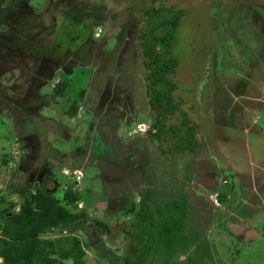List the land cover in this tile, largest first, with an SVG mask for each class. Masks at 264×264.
<instances>
[{"label": "rangeland", "instance_id": "rangeland-1", "mask_svg": "<svg viewBox=\"0 0 264 264\" xmlns=\"http://www.w3.org/2000/svg\"><path fill=\"white\" fill-rule=\"evenodd\" d=\"M0 1H3L0 5V38L10 39L0 46V54L4 60L7 59L6 63H0L2 87L10 88L15 83L25 87L23 81L26 82L28 77L23 71L38 67L43 57L49 59L53 54L50 46L55 43V36L49 33L50 30L55 29L59 40L57 45H60L69 39L67 34L71 28H78L77 31L81 32L83 26L92 27L91 35L86 37L87 43L82 45L84 53L78 56L80 64L71 61L67 65L70 75L61 76L68 83L65 90H61L63 94H57V86L55 89L49 87L50 91L54 90V102L44 103L38 111L40 116L49 119V122H45L48 129L59 124L66 127L70 125L74 131L78 128V132L73 135L69 129L60 127L58 137L52 140L53 148L60 153L68 151L70 147L69 143L64 144L60 139L66 132L72 138L71 150L74 151L77 147L82 152L89 151V147L97 142L106 150H111V145L129 148H122L121 153L111 151L105 153V157H99L96 155L102 151L92 147L91 157L96 161L90 163L89 151L87 164L76 172L78 185L74 187V180L67 176L58 178L62 185L68 188L73 186L75 191L69 190L70 193H78L80 199H85L84 193L78 189H90L93 186V191L97 194H103L104 191L109 198L124 191L131 193L137 200L141 197L136 191L149 188L153 204H160L176 199L179 193L187 192V208L191 213L184 219L183 226L187 227L193 218L190 226L195 232L194 244H199V250L195 252L192 246L180 248L174 244V251L170 255L171 252L160 247V251L154 255L151 253L145 264H264V178L257 180L254 185L245 180L251 176L252 164L258 163V151L264 157V147H261L264 145V0H75L71 4L69 0H60L55 6L56 15L45 8L41 0L38 3L40 8L37 6L29 10L31 15L24 12L31 0ZM4 1L9 3L6 6L11 7V11L3 9ZM158 7L176 13L174 17L170 14V19L172 17L178 26L171 51L179 65L172 78L173 83H170L174 87L169 97L173 105L178 104L179 110L172 116L167 115L165 125H178L182 132L195 126L194 151L187 149L179 152L173 147L178 143L175 139L157 141L150 137L156 112L148 106L138 36L143 24L141 11ZM14 8L27 20L24 16L21 20H15L10 14L20 13H16ZM128 9L132 16L131 13L128 15ZM105 12L108 15L126 12V17H129L115 24L102 17ZM36 14H43L46 18L54 14L57 18L43 26L38 18L35 22ZM66 17L74 24L71 28ZM29 18H32V22ZM58 24L60 29L57 30ZM119 24L121 30L116 31L115 27ZM18 33L24 36L20 34V37ZM115 38L117 43L113 42ZM66 50H57L53 60L60 65V70L64 68L66 55H70ZM161 50V47L155 49L156 52ZM86 55L94 56L100 62L99 69L104 70V75L97 76L96 81L101 84L90 85L93 76L90 71L80 73L79 67L84 68V65L89 64ZM16 64L21 67L19 72L13 70ZM233 82L234 89L229 87ZM41 90L47 92L48 87ZM92 92L98 95L94 108V99L86 100L94 94ZM91 97L95 98L96 95ZM86 101H89L90 106L85 107L87 111L83 114L85 110L81 104H86ZM98 104L105 109L96 111ZM73 106L77 107V113L75 117L69 118L66 113ZM90 107L97 112L92 113V119L88 116L92 110ZM120 108L122 111L118 110ZM119 112H122L123 117L117 116ZM184 119L188 121L182 124ZM127 125L130 130L124 131ZM255 127L261 130L256 133L259 139L250 132ZM240 129L244 131V136L238 131ZM9 131V127L4 129L0 126V161L9 160L12 156L13 143L7 145L3 137ZM85 138L87 141L77 143L78 139ZM91 141L92 144L89 143ZM187 144L184 142L183 145ZM1 148L5 151L2 152ZM128 163L135 167L130 169ZM109 167L115 169L113 174L107 172ZM96 174L100 178L90 182L89 179H93ZM233 174L236 176L234 184L237 191L227 193V202L219 203L217 194L225 190L222 185L232 183L229 178ZM107 175H111L109 177L112 179L121 178L119 182L122 185L104 184ZM128 176L133 177L130 178L132 181L129 180L124 186ZM258 183H262L261 186H257ZM132 184L133 193L129 191ZM63 192L61 187L50 196L63 204ZM104 201L101 197L96 199L85 208V213L90 223L101 219L110 225L111 235L103 238V234H99L102 236L101 241L106 243L103 245L102 242L103 248L110 255L103 257L101 251V258L97 256L100 250L86 243V264H120L118 259L115 262L112 259L121 253V242L118 240L121 231L114 224L117 217L113 212L116 209H108L113 214L108 217ZM148 205L150 207V200ZM138 207L135 202V209ZM131 217L132 214L124 217L127 218L126 225ZM247 230L250 232L246 233ZM93 232L92 235L97 234ZM68 233L56 229L48 236L57 239ZM72 234L82 244L85 243L77 231ZM90 240L96 241L97 238ZM63 262L71 264V261Z\"/></svg>", "mask_w": 264, "mask_h": 264}, {"label": "flooded vegetation", "instance_id": "flooded-vegetation-1", "mask_svg": "<svg viewBox=\"0 0 264 264\" xmlns=\"http://www.w3.org/2000/svg\"><path fill=\"white\" fill-rule=\"evenodd\" d=\"M41 1L43 2L44 5H46L45 8H48V10H51L52 13H54V11L57 10V8H55V6L57 4H59L58 2L60 0H56V2H53V0H41ZM41 1L31 0L30 1L31 3L29 2L28 6L26 4V7L24 8V12H27L30 14L29 10H34L37 6H39L38 3ZM74 1L75 0H69V3L70 4L75 3ZM2 2L3 1H0V5L2 4ZM3 4L5 5V7L3 9L6 8L7 10L11 11V7L6 6V4H9L8 2L4 1ZM39 8H40V6H39ZM0 10H1V8H0ZM14 10H15V12L17 11L16 8H14ZM39 10H41V9H39ZM127 11H129L128 12V15H129L131 13L130 9H128ZM16 13H18V14L20 13V15L10 14V15L15 17V20H18V19L21 20L23 16H24V19L27 20V17L25 15L21 14L20 11H17ZM54 14L56 15L57 13H54ZM54 14H52L50 18L44 17L43 14L42 15L36 14L34 19L36 22V19L38 18L37 20L40 21L41 25L45 26L48 22H52L53 20H55V18H57V17H54L55 16ZM131 16H132V13H131ZM102 17L106 18V20H108V21H113V23L118 24V22H122L124 19H127L129 16L126 17V12L121 13V14L118 13L116 15H112V14L108 15L105 12V13H103ZM42 18H44L43 21H42ZM65 19H66V22L70 24V28H71L74 24L71 22L70 18L66 17ZM28 20L31 21L32 18H29ZM63 25L64 24H62L61 27H63ZM57 26L58 27L56 29L57 30L60 29L59 24ZM90 27L91 26H86V28H84V26H83V29L81 32L77 31L78 28H71L67 34V38H69V39L63 41V44H60V45H57V42L59 40L56 37L55 29L50 30L49 33H53L52 35L55 36V43L52 46H50L52 48L51 51L53 54L48 57L49 59H47V57L46 58L43 57V61L41 60L39 62L40 65L38 67H35L34 69H32L34 67V64L36 63V60H37L35 58L33 60L34 64L31 66L32 71H27V70L23 71L24 74L26 72V75L28 77L26 82L23 81V85H25V87H21V86L17 85V83H15L16 85L12 86L13 89H11L12 87L7 88V87H2L0 85V126H3L4 129L5 128L8 129V127H9V130H10L9 133L4 134L3 137L6 138L7 145H10V143H13V146H11V147H13V152H12V156H10V159L9 160L2 159L0 161V211L1 210H10L11 211V212L4 213L5 216H9L13 212L19 211V205L21 204L22 200L27 196L36 194L38 191H43L45 194H47L49 196L52 195V193L56 192L57 189H59L61 187H63V191H64L63 195L65 194V192H69V190L71 192L75 191L73 186L74 187L76 186V184H77L76 179L78 178V177H76V172H78V171H80V169H82V165H84L85 163L87 164L86 160L89 159V151H90V161H91L90 163L93 164L94 161H96V159L92 160V157H91L92 156V149H91L92 147L95 148L97 151H102L101 153L96 155L99 157H105V153H107V152L114 151V152H120L121 153L120 150H122V148H129V147H125V146H122V148H119V147H117V145L116 146L111 145L112 146L111 150H108V149L106 150L105 147L102 148V145L100 142H97L92 147H89V151L82 152V151H80L79 147H77L74 151V150H71V143L70 142H72V138L66 132V135L61 136L60 139H61V141H63L64 144L69 143L70 147H69L68 151H65L64 153H60L58 149L53 148V146H52V142H53L52 140H54L55 137H58V132H59L60 127L63 129H69L73 135L78 132V128H77V131H74L73 127L70 125H69V127L68 126L66 127L63 124H59L55 128L51 127L48 129V127H46L45 122H47V121L49 122V119H46V117L40 116L39 111H38V109L40 110L41 106H43L44 103H51L52 104L54 102V97H53L54 90L52 91V89L53 88L55 89L56 86H58V84L65 82L64 78L62 80L61 76L66 77V76H69L71 73V71L68 70L69 66H67V65L71 61L75 62L78 65L80 64L79 63L80 58L78 56L80 54L82 55L84 53L82 51V45L87 43L86 37L88 36V34L91 35V33H92V27L91 28ZM26 29H27V27H26ZM26 29L24 28L23 30H26ZM115 29H116V31H120L121 25L120 26L117 25L115 27ZM18 31L21 32L20 29ZM20 34L21 33H18L19 36H20ZM21 36H24V34H21ZM138 39H139V36H138ZM8 40L10 41L9 37H8V39L6 37L5 38L1 37L0 38V46H3L2 44L4 42L8 43L9 42ZM69 40H71V41H69ZM117 41H118L117 38H115L113 42L117 43ZM64 42L66 44H64ZM113 42H111V43L113 44ZM139 43H140V41H139ZM63 48H67L66 51H68V54H70V55H66L65 62L63 64L64 68H63V70H60L61 69V68L59 69L60 65L53 60L55 59V57L57 55V50H63ZM93 52H94V50H93ZM141 55H142V52H141ZM142 57H143V55H142ZM86 59H87V62L89 64L84 65V68L79 67L81 69L80 73L83 74L85 70L90 71L93 75L92 79L90 78V85L97 84V83L101 84L102 82L96 81L97 76L104 75V70L99 69L100 68V62H97L96 58L94 56L90 57V56L86 55ZM6 60H4V58L0 54V63H6ZM56 60H58V59L56 58ZM94 67H95V69H94ZM14 69L19 72V70H21V67H19L18 64H16L15 66H13V70ZM65 69H67V70H65ZM59 77L61 79H59ZM54 79H56V81L54 84H52ZM67 84L68 83H66V85ZM231 86H232V89H234L235 88V82H233L229 87H231ZM45 87H48V91L43 92L41 90L42 91L41 92L40 89L41 88L43 89ZM49 87L52 88L51 91L49 90ZM96 90H98V88H96ZM92 93H94V92H92ZM94 95H96L95 98L91 97ZM91 96H90V98H86V100L87 99H89V100L94 99V101H95V104L93 105V108H94V106L97 103V96L98 95L95 92ZM46 98H47V100H46ZM87 105L90 106L89 101H86V104H85V102L83 104H81V107L85 110V107H87ZM99 105L100 104H98V106L96 107V111H99L101 109L102 110L105 109V108H103V106H99ZM93 108H91L92 110H90V112H89V115H88L89 119H92V117H93L92 113L93 112L97 113L93 110ZM118 110L122 111L121 108ZM86 111L87 110H85L83 112V114H85ZM117 116L123 117L122 112H119L117 114ZM83 120H84V122H86L84 119V116H83ZM129 124H131V123H129ZM249 129H251V128H249ZM127 130H130L128 128V125L126 126L124 131H127ZM238 131L242 133V136H244L245 133L243 130L240 129ZM250 132H251V134H253L255 136L256 133L261 132V130L259 128L255 127L253 129V131H250ZM153 134H156V127L152 124L151 130H150V137L152 139H154ZM255 137H257V139H259L257 135ZM85 140L87 141V138L81 139V140L78 139L77 143H79V141L84 142ZM96 140H98V139H96ZM89 143L92 144V141ZM258 143H260V141H258ZM236 147L237 146H235V148ZM256 147H258V146H256ZM256 147L254 148V150H256ZM261 147L263 148L264 145ZM236 149L238 150V148H236ZM1 150H2V152L5 151L4 148H1ZM258 153H259L258 154L259 159H257L258 160L257 164H258V166L262 167V166H264V157L262 156L260 151H258ZM132 161H133V159L131 161L129 160V162H132ZM130 165L131 164H129V163L127 164V166L130 167V169H132V167H135V166L131 167ZM107 170H108L107 172L109 174H113L114 173L113 171H115V169L113 167H109V168H107ZM258 173H259L258 176L261 179L264 178V167L261 168L260 171H258ZM71 175H75V176H73V177H75V179L71 178ZM63 176H67V177L71 178L72 180H74L75 185H73L70 188H68L66 185H62L58 178L63 177ZM109 176H111V175H107V177L103 180L104 184L107 183L108 186H114V185L121 186L122 185V183L119 182V180H121V178L120 179H112ZM99 178H100V175L96 174V176H94L93 179H89V181L94 182L95 179H99ZM130 178L131 177L128 176V179H126V182L123 184L124 186L133 177L131 179ZM85 179H86V177H85ZM216 179H218V176L216 177ZM229 179H230L229 181H231L232 183H230V185H227V186L222 185V187L226 188L227 191H229L230 193L231 192L233 193L236 189L235 184H234V182H236L235 181L236 176L233 174V176L230 177ZM262 181H264V180H262ZM260 184H262V183H258L257 186ZM132 187H133V184L131 185L129 191L133 193ZM92 189H93V186H91L90 189H80V188L78 189V190H81L79 192L84 193V198H85V199H80V197H81L80 196L79 200L75 202L78 209L82 210L83 212H87L85 210V208L88 207V205H91L93 203V201H95L96 199H100V197H101V199L105 200L104 202L106 203V206H107V210L105 212L108 215V217L109 216L111 217L113 215V214H111L112 212L110 213V211L116 209V211L113 212V213H116V217H117V220L115 221L114 224L121 231L120 236L118 237L119 242H121V249H120L121 253L119 255H116L114 258L116 259V261L118 259L120 264H130V260L127 258V256L130 255L131 253L134 254V252H136L140 248L138 240L139 239L143 240V237L140 235V233L135 232L134 226L131 225V223H133L135 220L136 211H138V209L140 208L141 198L136 200V198L133 197V195L131 193H127L124 191H121L119 194H116L117 195L116 197H112V198L110 197L109 198L108 196H106L104 191H103V194L102 193L97 194L96 191H93ZM144 190L145 189H142L139 191H144ZM139 191H136V194H139ZM251 191L256 193V191L253 189ZM10 194H14L16 197H14ZM76 194H78V193H76ZM182 194L183 193H179L178 195L181 196ZM140 197H141V193H140ZM226 198L228 199L229 196H227ZM248 198L252 199V197H250L249 195H248ZM62 199H63V197H62ZM149 200H150V205L152 204L151 207L154 209L155 203L153 204L151 198ZM169 200H166V201H169ZM166 201H164V202H166ZM135 202H137L138 206H139L137 209H135ZM148 204H149V201H148ZM160 204H162V203H160ZM131 206L134 207L135 211L128 212ZM108 209H110V211ZM130 214H132V217L130 218V222L126 225L125 219H127V218H124V217L127 215H130ZM158 217L159 216L157 214L153 215V220L158 219ZM184 219H183V221H184ZM2 220H4V219H2ZM97 220L105 223L108 227H110V225L108 223H106V221H103L101 219H97ZM122 220H124V223L122 222ZM110 229H111V227H110ZM93 231L94 230L91 228H88L87 230H86V228L85 229L83 228V230H79L77 232L82 235V240L85 242L84 244L88 243L91 248H95L97 250H100V252L97 253V256L102 258L101 251L103 252V257L110 255L107 252V250H105L102 246V242H103V241H101L102 236L97 235V234L92 235V234H94ZM247 232H250V230H247L246 233ZM180 234H182V233H180ZM106 237H107V235L103 234V238H106ZM90 238H97V240L91 241ZM152 239L154 240V238H152ZM99 242H100V244H99ZM81 243H83V242L81 241ZM174 243L176 244V240L174 241ZM103 245H106V243L103 242ZM182 246H183V243H182L180 248H183ZM154 253L155 252H153V255H154ZM151 255H152L151 253H150V255L148 254L146 257V260L149 257H151ZM105 260H107V259L105 258Z\"/></svg>", "mask_w": 264, "mask_h": 264}, {"label": "trees", "instance_id": "trees-1", "mask_svg": "<svg viewBox=\"0 0 264 264\" xmlns=\"http://www.w3.org/2000/svg\"><path fill=\"white\" fill-rule=\"evenodd\" d=\"M141 12L143 24L142 29L140 27L139 40L143 55L145 92L149 107L156 112L153 123L156 134H153V138L157 141L175 139L178 143L173 147L179 152L187 149L194 151L195 126H190L182 132L178 125H165L167 115L172 116L179 110L178 104L173 105L169 97L174 87L170 86V83H173L172 78L179 65L171 51L178 27L177 22L172 18L176 13L161 7ZM157 47H161L162 50L156 52ZM65 86V82L58 84L55 89L57 94H63L61 90H65ZM76 113L77 107L73 106L66 115L72 118L76 116ZM187 121L188 119H184L181 123ZM183 141L188 144L184 146ZM144 191H139L141 193L140 208L135 213L134 222L131 223L134 231L140 233L143 240L139 239L140 248L135 250L134 254L127 256L130 264H145L147 255L160 251V247H164L172 255L175 240L178 247H181L183 243L186 248L192 246L195 252L199 250V244H194L195 232L190 226L194 221L193 218L191 217L187 227L183 226V219L191 213L187 208V192L181 196L178 195L176 199L155 204L153 209L151 205L150 207L148 205L149 189ZM66 193L63 195V204L43 191H38L22 200L19 211L9 216H5L4 213L11 212L10 210L0 211V259H2L0 264H65L63 261H71V264H86L84 254L87 244H82L72 233L83 228L86 230L91 228L97 232V235H111V229L98 220L90 223L88 216L78 209L75 203L79 200L78 195ZM227 193L229 191L226 188L220 191L217 194V201L226 203ZM133 211L135 209L131 206L128 212ZM155 214L159 217L153 220ZM56 229L61 232L69 231L70 234L57 239L49 238L48 235H52ZM112 259L116 261L115 258Z\"/></svg>", "mask_w": 264, "mask_h": 264}, {"label": "crops", "instance_id": "crops-1", "mask_svg": "<svg viewBox=\"0 0 264 264\" xmlns=\"http://www.w3.org/2000/svg\"><path fill=\"white\" fill-rule=\"evenodd\" d=\"M252 166L253 167L251 169V176H249V178H247L245 180H249V184L254 185L257 180H261V178L258 176L259 175L258 171H260V169L263 168L264 166L260 167V166H258V164H255V163H253ZM236 191L237 190H235V192Z\"/></svg>", "mask_w": 264, "mask_h": 264}, {"label": "water", "instance_id": "water-1", "mask_svg": "<svg viewBox=\"0 0 264 264\" xmlns=\"http://www.w3.org/2000/svg\"><path fill=\"white\" fill-rule=\"evenodd\" d=\"M74 175H71V178L75 179V177H73Z\"/></svg>", "mask_w": 264, "mask_h": 264}, {"label": "clouds", "instance_id": "clouds-1", "mask_svg": "<svg viewBox=\"0 0 264 264\" xmlns=\"http://www.w3.org/2000/svg\"><path fill=\"white\" fill-rule=\"evenodd\" d=\"M75 176V175H74ZM2 261V259H0V262Z\"/></svg>", "mask_w": 264, "mask_h": 264}]
</instances>
